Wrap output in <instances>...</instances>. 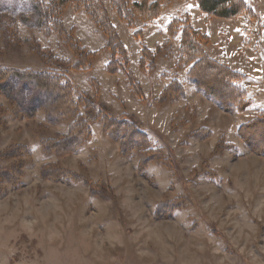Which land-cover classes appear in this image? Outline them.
<instances>
[{
    "label": "rangeland",
    "instance_id": "374dc122",
    "mask_svg": "<svg viewBox=\"0 0 264 264\" xmlns=\"http://www.w3.org/2000/svg\"><path fill=\"white\" fill-rule=\"evenodd\" d=\"M101 2L141 96L120 67L107 68L105 35L73 2L62 21L72 42L93 52L86 69L73 66L77 56L55 32L37 27L32 0H0V67L56 63L76 103L58 118L48 106L57 91L11 72L0 79V264H264V133H244L252 146L259 139L257 150L239 134L264 116V0H244L232 19L207 14L203 25L221 29L216 44L209 36L200 43L239 73V99L250 100L241 111L196 85L190 64L178 60L179 32L166 33L170 14L183 16L195 0H162L161 17L135 16L133 26ZM140 39L153 52L144 64ZM203 71L207 79L215 69ZM169 84L174 92H163ZM99 106L128 116L140 143L125 153V129L104 130ZM80 116L95 120L60 148L57 139Z\"/></svg>",
    "mask_w": 264,
    "mask_h": 264
},
{
    "label": "trees",
    "instance_id": "16d2710c",
    "mask_svg": "<svg viewBox=\"0 0 264 264\" xmlns=\"http://www.w3.org/2000/svg\"><path fill=\"white\" fill-rule=\"evenodd\" d=\"M109 1L110 5L113 9H115L118 16L121 19L125 20V22L129 26H133V20L135 16L141 18L142 21L147 22L157 18L162 10V0ZM196 1L199 8L206 14L224 18L240 14L244 8V0ZM32 2L34 3V8L37 13V27L42 30L55 32L65 43L70 46V48L73 50V53H75V55L77 56V60L73 64V66L80 69H86L89 66L87 62L91 58V55H93V52L86 50L78 43H73L69 31L64 28L65 26L62 21L63 11L65 10L68 2H73L76 6V9L78 11L84 12L97 26V28H99V30L105 35L106 46L111 51L112 55L107 68L110 69L111 66V69H113L114 66H117V68L120 67L122 72L125 74L128 83L132 86L134 92L137 95L141 96L140 85L136 81L132 70L129 68L128 59L125 56L124 46L119 39L115 27L108 19L106 10L101 0H32ZM166 31L169 37L175 36L176 31L179 32L180 56L178 60L185 63L186 65L190 64L189 76L195 79L196 85L200 87L205 94L214 97V99H217L221 104H224L225 106L228 104V108H230V103L233 101V104L239 111L243 110L246 106H248V104H250L249 99L245 100L242 96L239 99L240 92H243V90L239 89V86L237 84L238 77H240L239 73L237 71L229 69L223 64L218 63L216 60L208 56L200 43L201 40L208 41V36L204 33H201L199 29H196L192 26L189 21L188 15L173 17L167 24ZM140 35L141 31L136 30L135 36L139 38ZM140 45V63L144 64L146 60L153 56V52L141 39ZM116 55L120 56V60L117 61L115 59V57H117ZM54 59L55 57H53V60ZM65 62L67 63V67L71 65L68 63L69 61ZM54 64L56 63H53V65L47 64V70L43 71H30L28 69L19 70L14 68L0 67V79H2L7 73L11 72L14 76L17 77L33 79L37 84V87H41L43 89L49 88L57 91L59 93L58 97L53 100L52 103H50L48 106H51L49 107L50 112L60 118L61 116H67L71 109L73 110V108L76 107V103L71 97L70 82H68L67 79L64 82L60 81V79L64 78L65 72H62L60 70V67ZM207 66L208 68L210 67L215 69V72L209 74L210 77H206L207 79H205L203 69ZM197 69L200 70L197 72ZM166 91L168 93L174 92L172 84L164 87L163 92ZM224 91L226 92L225 94ZM219 93H221V95ZM59 97H61V99L63 100H60L58 102ZM78 100H82L86 107L92 105L90 99L86 97L84 93H81ZM97 113V115L101 114L99 116H101L104 130H108L110 133H114V131L118 132L121 129H125L121 137L122 150L125 153L128 152L129 145L133 146L135 143H140L139 134L141 130L138 129V127H136L134 123L130 122L128 116H111L107 114L103 106H99ZM78 118H80L79 121L69 127L67 135L60 137L61 139H57L56 144H60V148H66L67 150H69L71 144H76L79 139L85 136L87 121L95 120L93 118L85 119L82 116ZM255 128L260 130L261 133H264V116L254 118L250 122L243 124L239 128V134L243 137L245 142L251 146L252 149L257 150L256 147L259 144V139L252 146V143H249L248 138H245L244 136V133H248L249 130H254ZM54 141L53 144L54 146H56ZM59 147H57V149Z\"/></svg>",
    "mask_w": 264,
    "mask_h": 264
},
{
    "label": "crops",
    "instance_id": "0c3cea01",
    "mask_svg": "<svg viewBox=\"0 0 264 264\" xmlns=\"http://www.w3.org/2000/svg\"><path fill=\"white\" fill-rule=\"evenodd\" d=\"M181 9V8H180ZM201 9L199 8V6H198V4H197V1L195 0V2L193 3V5H192V8H191V10L190 9H185L184 11H183V15L185 14V15H188V17H189V21L191 22V24L195 27V28H198L199 30H201V32L202 31H205V30H203V25H204V23L206 22V20H208V18L205 20V18L208 16L206 13L204 14V13H202L201 11H200ZM174 13V12H173ZM243 13H240V14H237V15H242ZM202 15H203V17H202ZM237 15H234V16H232V17H230L231 19L232 18H234V17H236ZM248 15V14H247ZM178 16V14H176V15H172V14H170V18H168L167 19V21L169 22L171 19H172V17H177ZM160 17H161V14H160ZM246 17V16H245ZM219 18V17H218ZM167 21L165 20V21H162V26H161V28H163V27H165L164 26V24H166L167 23ZM161 24V23H160ZM168 24V23H167ZM158 29V31H157V33H159V32H163V29ZM166 33H167V31H166ZM205 35H207V36H209V40L211 39V43H217V41H218V39H219V35L221 36V29L220 28H216L215 27V29L213 30V31H205V32H203ZM209 33H211V34H209ZM165 36L166 35H164V38H165ZM149 43H151V41L149 40ZM208 54V53H207Z\"/></svg>",
    "mask_w": 264,
    "mask_h": 264
}]
</instances>
